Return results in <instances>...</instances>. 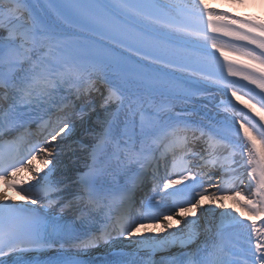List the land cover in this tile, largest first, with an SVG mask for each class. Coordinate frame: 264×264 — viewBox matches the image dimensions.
<instances>
[{"label": "snow or ice", "instance_id": "1", "mask_svg": "<svg viewBox=\"0 0 264 264\" xmlns=\"http://www.w3.org/2000/svg\"><path fill=\"white\" fill-rule=\"evenodd\" d=\"M45 5L37 11L39 0H0V182L20 194L15 201L0 191V264L58 244L86 251L110 244L113 232L137 249L165 254L130 264H264V228L252 219L264 218V16L217 14L209 0ZM218 36L228 42L218 43ZM173 68L188 78H174ZM209 86L226 97L220 126L172 107L170 101L187 104ZM157 95L169 102L155 104ZM92 115L89 142L72 140L76 122ZM77 151L83 155L75 157ZM69 153L75 179L61 161ZM116 174L125 179L118 216L106 214L108 222L81 239L65 211L104 212ZM138 191L143 195L133 211ZM228 193L248 210L246 219L224 203ZM205 204L229 209L222 220L248 229L247 240L226 246L218 231L219 243H202ZM189 247L185 259L172 254Z\"/></svg>", "mask_w": 264, "mask_h": 264}, {"label": "bare ground", "instance_id": "2", "mask_svg": "<svg viewBox=\"0 0 264 264\" xmlns=\"http://www.w3.org/2000/svg\"><path fill=\"white\" fill-rule=\"evenodd\" d=\"M185 3H195V0H184ZM209 2L216 6L218 9L217 14H220L221 11H226L228 13H249L253 15L258 16H264V0H245V3L243 5L235 4L233 3V0H209ZM43 8L39 4V7L37 11H41ZM223 94L217 91L215 88L212 89L209 93L203 95L200 97V104L205 111V114L203 116L201 115H192L193 120H201L203 117V123H208L209 120L216 123L218 126L221 125V121L225 120V116L223 113V106L221 104V101L223 100ZM153 102L155 104H161L167 101L166 98H161V96L157 95L152 98ZM172 104V107L175 109L176 112L181 111V109H188L189 105L184 104L179 99L170 101ZM188 112V111H187ZM189 113V112H188ZM96 119L95 115H92L90 120L88 118L84 121V126L80 128H76L75 133L73 134L72 140H79L84 143H88L90 140V136L88 135V129L92 122H94ZM238 127V125H237ZM234 132L235 130L232 129ZM71 141H68L66 143H70ZM76 145H74L75 147ZM83 154L79 151L76 152L75 157H81ZM75 157L72 156V153H69L67 157L61 156V161L63 162V165L68 166V171L66 172L67 175L71 176L73 178V175L75 173V165L72 164V159ZM57 178H63L61 173L57 174ZM74 179V178H73ZM247 178L245 177V184H247ZM238 191H241L242 195L247 196V189L244 186H240L237 188ZM0 191H5V189H0ZM220 195H225L223 193H220ZM231 193L227 194V198L224 200V203L226 205H231L232 209L237 215H239L240 212H244V216L241 217V219H246L249 215L248 210H246L242 204L237 203L235 200L231 198ZM248 198H251L250 196ZM207 199V197L205 198ZM211 209L210 211H208ZM205 214L200 216L199 221V232H200V241L202 243H208L212 239H215L217 237L216 233L219 231L221 234L226 233H234V232H241V231H249L246 228L243 227H234L231 226L227 219L225 218L222 220L221 213L228 211L227 208H220L218 205H208L205 204ZM171 214V213H169ZM199 215V211H198ZM178 218V217H177ZM253 220H256L257 227L258 228H264V218H257L254 215L252 216ZM250 223V221H246ZM175 223V221H173ZM181 227L183 226V222H181ZM152 228V225L149 224V229ZM210 229V231H206L205 229ZM114 248H120V249H129L133 251H138L140 253H148L146 250L143 249H137L134 245H130L129 241L126 239H123L121 242L108 246L105 249L101 250L100 252H107ZM194 250V247H189L186 250H180L178 248L172 249V254L174 256L181 255L182 251H188L191 252ZM149 254V253H148ZM159 255H165L163 253H156Z\"/></svg>", "mask_w": 264, "mask_h": 264}, {"label": "rangeland", "instance_id": "3", "mask_svg": "<svg viewBox=\"0 0 264 264\" xmlns=\"http://www.w3.org/2000/svg\"><path fill=\"white\" fill-rule=\"evenodd\" d=\"M81 126L82 127L84 126V122L83 123L79 122L78 125L76 126V128H80Z\"/></svg>", "mask_w": 264, "mask_h": 264}]
</instances>
